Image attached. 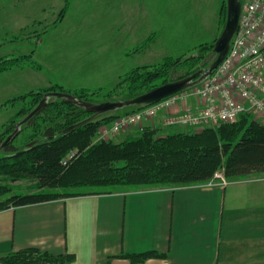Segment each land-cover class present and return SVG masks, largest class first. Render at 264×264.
<instances>
[{"label":"rangeland","instance_id":"374dc122","mask_svg":"<svg viewBox=\"0 0 264 264\" xmlns=\"http://www.w3.org/2000/svg\"><path fill=\"white\" fill-rule=\"evenodd\" d=\"M225 19L226 0H0V67L7 65L0 71V144L46 92H68L96 103L125 100L208 67L216 57L213 46ZM137 40L141 46L138 53L130 57L120 55L122 44L129 47L132 41ZM69 48H76V54L92 69L93 81L101 82L100 87L95 86L96 83H87L90 88L71 90L55 83L63 80L59 77L58 67L55 68V61L68 65L65 61L73 56ZM35 53L38 58L42 54L41 65H36ZM166 57H171L172 61L168 69L163 68L162 76L151 77L145 86L130 95L128 87L131 80L124 81L126 76L136 67H141V73ZM22 64L30 67L21 68ZM111 70L123 73L112 81ZM65 74L62 73L64 77L70 75ZM138 92L141 93L136 94ZM177 99L168 108L152 115L144 114L141 120L118 131L112 129L114 122L136 113L138 106H126L96 116L93 118L97 121L96 131L87 138L88 145L100 141L122 142L151 129L157 135L196 134L191 138L194 143L207 146L221 144L225 139L234 140L246 131L236 122H224L228 125H223L226 128L221 133L223 123L197 127L168 124L171 114L195 104L186 97V92L180 93ZM60 100L56 96L50 97L9 143L21 149L31 141L41 139L39 137L48 126L64 125L66 118L60 116ZM85 112L86 117L91 115ZM257 121L263 123L261 119ZM78 149L73 147L69 151L73 156L71 160L80 154ZM4 154L1 149L0 156ZM0 184L9 185L14 191L30 190L32 185L28 180L11 182L2 178ZM118 191L126 190L121 188Z\"/></svg>","mask_w":264,"mask_h":264},{"label":"crops","instance_id":"0c3cea01","mask_svg":"<svg viewBox=\"0 0 264 264\" xmlns=\"http://www.w3.org/2000/svg\"><path fill=\"white\" fill-rule=\"evenodd\" d=\"M132 42L121 45V56L139 52L138 40ZM70 49L68 65L55 61L63 77L55 83L71 90L100 87L76 48ZM33 55L39 65L42 54ZM117 71L111 70L112 81L123 73ZM26 248L72 254L66 262L75 264H264V172L225 185L213 180L1 209L0 257ZM142 253L157 255L143 261L129 257Z\"/></svg>","mask_w":264,"mask_h":264},{"label":"trees","instance_id":"16d2710c","mask_svg":"<svg viewBox=\"0 0 264 264\" xmlns=\"http://www.w3.org/2000/svg\"><path fill=\"white\" fill-rule=\"evenodd\" d=\"M171 61V57H166L141 73V67L134 68L124 79L131 80L130 95L145 86L151 77L162 76ZM6 66L0 67V71ZM58 105L60 116L66 118L64 125L48 126L39 137L41 139L24 148L11 143L4 146L5 154L0 156V178L11 182L28 180L32 185L30 190L14 191L13 187L0 184V210L59 197L112 193L121 188L131 191L206 182L216 171H222L227 180L264 172V122L259 124L251 115H240L234 121L240 127L243 125L245 132L221 144L202 146L191 139L195 133L157 135L154 130L146 129L122 142L100 141L88 145L87 138L96 131V119L61 133L60 130L82 120L87 113L63 100ZM220 123L223 126L232 122L216 124ZM73 147L79 148L80 154L63 165L62 160ZM156 255L142 253L129 257L132 261H143ZM71 259L72 254L53 255L37 248H26L2 255L0 263L61 264Z\"/></svg>","mask_w":264,"mask_h":264},{"label":"built area","instance_id":"2783aa9c","mask_svg":"<svg viewBox=\"0 0 264 264\" xmlns=\"http://www.w3.org/2000/svg\"><path fill=\"white\" fill-rule=\"evenodd\" d=\"M238 28L232 36L221 63L200 83L159 101L141 106L136 113L117 119L112 129L141 120L177 102L180 93L195 102L171 114L168 124L202 126L218 122H234L240 115H253L264 122V0H240ZM62 160L67 165L73 156ZM73 155H75L73 153ZM75 157V156H74ZM225 185L222 171L209 181Z\"/></svg>","mask_w":264,"mask_h":264},{"label":"water","instance_id":"95a60500","mask_svg":"<svg viewBox=\"0 0 264 264\" xmlns=\"http://www.w3.org/2000/svg\"><path fill=\"white\" fill-rule=\"evenodd\" d=\"M241 5L240 0H226V19L224 26L214 42L213 51L216 53L214 61L206 68H200L195 72L181 77L179 79L166 82L158 87L148 90L144 93L136 95L134 97L117 100V101H104V102H90L76 97L75 95L63 92V91H49L43 94L42 99L39 103L28 112V114L15 124L14 130L1 142L0 150L4 148L19 132L20 127L30 120L35 114H37L47 103L48 99L52 96L59 97L60 99L70 102L77 106L78 108L84 109L90 112L91 115L69 125L68 127L62 129L61 133H67L73 130L75 127L92 120L96 116L106 113L108 111H114L126 106H138L147 105L163 98L171 96L173 94L179 93L186 90L204 80L223 60L228 52L230 42L233 34L238 28L239 15H240ZM37 140L31 141L28 145H32Z\"/></svg>","mask_w":264,"mask_h":264},{"label":"flooded vegetation","instance_id":"af4514ba","mask_svg":"<svg viewBox=\"0 0 264 264\" xmlns=\"http://www.w3.org/2000/svg\"><path fill=\"white\" fill-rule=\"evenodd\" d=\"M4 150V149H3Z\"/></svg>","mask_w":264,"mask_h":264}]
</instances>
